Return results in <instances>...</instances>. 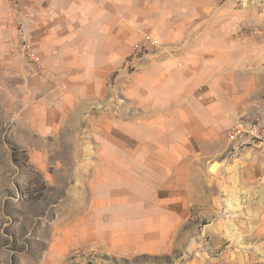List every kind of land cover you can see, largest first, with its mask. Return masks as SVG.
I'll list each match as a JSON object with an SVG mask.
<instances>
[{
	"label": "crops",
	"instance_id": "1",
	"mask_svg": "<svg viewBox=\"0 0 264 264\" xmlns=\"http://www.w3.org/2000/svg\"><path fill=\"white\" fill-rule=\"evenodd\" d=\"M226 11L221 0H0V107L34 138L99 141L87 214L105 220V249H164L191 214H236L264 193V144L228 139L235 121L264 114V53Z\"/></svg>",
	"mask_w": 264,
	"mask_h": 264
},
{
	"label": "rangeland",
	"instance_id": "2",
	"mask_svg": "<svg viewBox=\"0 0 264 264\" xmlns=\"http://www.w3.org/2000/svg\"><path fill=\"white\" fill-rule=\"evenodd\" d=\"M221 1L235 6L226 15L240 21L234 34L242 44L264 53V0ZM146 49L135 43L133 54ZM258 101L264 105V95ZM9 114L8 107H0V264H264L260 190L253 202L237 204L236 214L222 207L191 214L164 249H105L98 244L104 238L97 237L105 220L87 214L98 157L91 148L99 141L34 138L24 125L11 124ZM262 120L264 114L258 119L264 125Z\"/></svg>",
	"mask_w": 264,
	"mask_h": 264
},
{
	"label": "built area",
	"instance_id": "3",
	"mask_svg": "<svg viewBox=\"0 0 264 264\" xmlns=\"http://www.w3.org/2000/svg\"><path fill=\"white\" fill-rule=\"evenodd\" d=\"M22 48L24 56L33 64L41 67L40 56L34 51L32 43L24 39ZM228 139L230 141L241 139L243 145L256 146L264 142V125L257 120L252 122L235 121L228 132Z\"/></svg>",
	"mask_w": 264,
	"mask_h": 264
},
{
	"label": "trees",
	"instance_id": "4",
	"mask_svg": "<svg viewBox=\"0 0 264 264\" xmlns=\"http://www.w3.org/2000/svg\"><path fill=\"white\" fill-rule=\"evenodd\" d=\"M10 148H11V150L14 152H16V148L15 147H13V146H10ZM13 154V156H14V153H12Z\"/></svg>",
	"mask_w": 264,
	"mask_h": 264
}]
</instances>
